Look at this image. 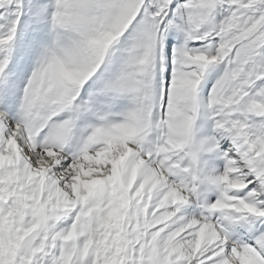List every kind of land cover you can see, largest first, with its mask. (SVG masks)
<instances>
[{
  "label": "snow or ice",
  "instance_id": "1",
  "mask_svg": "<svg viewBox=\"0 0 264 264\" xmlns=\"http://www.w3.org/2000/svg\"><path fill=\"white\" fill-rule=\"evenodd\" d=\"M0 264H264V0H0Z\"/></svg>",
  "mask_w": 264,
  "mask_h": 264
}]
</instances>
